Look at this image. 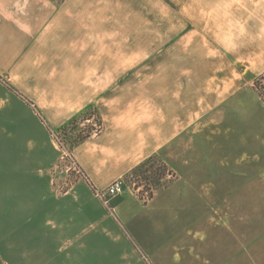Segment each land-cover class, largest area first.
<instances>
[{
    "label": "crops",
    "instance_id": "0c3cea01",
    "mask_svg": "<svg viewBox=\"0 0 264 264\" xmlns=\"http://www.w3.org/2000/svg\"><path fill=\"white\" fill-rule=\"evenodd\" d=\"M110 8L102 0H0V264H178L171 252L180 218L158 202L148 210L132 192L104 199L97 190L166 156L185 132L197 149L195 126L215 109L264 133L257 91L238 80L234 90L228 60L198 54L194 43L162 68L103 73L96 46L118 43L102 33L118 27ZM91 104L103 129L72 148L83 174L60 190L54 132Z\"/></svg>",
    "mask_w": 264,
    "mask_h": 264
},
{
    "label": "rangeland",
    "instance_id": "374dc122",
    "mask_svg": "<svg viewBox=\"0 0 264 264\" xmlns=\"http://www.w3.org/2000/svg\"><path fill=\"white\" fill-rule=\"evenodd\" d=\"M102 3L111 6L112 22L114 17L118 24L117 28L102 29L112 39L117 37L118 43L96 46L103 73L113 68L120 75L149 64L162 68L165 60L179 62L180 50L194 43L198 54L204 48L228 60L234 90L237 80L240 86L255 91L256 82L264 87V71H260L264 64V0ZM123 38L133 39V43H119ZM91 112L87 113L89 121L57 129L64 131L62 143L69 152L71 142L87 124L99 127ZM232 112L227 119L217 109L199 118L197 149H190L191 134L185 132L166 145L162 151L166 156L157 155L134 175L122 179L125 191L117 197L132 192L149 204L148 210L158 202V210L180 218L181 241L175 242L171 252L178 264H264V133L257 137L258 127L249 126L248 120L232 122ZM241 134H246L245 141ZM224 145L229 146L226 151H222ZM55 170L56 184L62 190L71 187L78 174L74 160L70 156L60 159Z\"/></svg>",
    "mask_w": 264,
    "mask_h": 264
},
{
    "label": "trees",
    "instance_id": "16d2710c",
    "mask_svg": "<svg viewBox=\"0 0 264 264\" xmlns=\"http://www.w3.org/2000/svg\"><path fill=\"white\" fill-rule=\"evenodd\" d=\"M57 2H62L64 0H55ZM264 77V76H263ZM255 87L256 90L258 92V94L260 95V97L263 99L264 101V90H262L261 88H264L263 86H260V84H258V82L255 83ZM93 113H92V112ZM91 112V114H94L96 117V120L98 121L97 123L99 124V127L96 128V126L91 123V124H87V128L86 129H82V132H80V134L77 136V138H75L72 142H71V150L72 148L84 141L85 139L91 137L93 134L95 133H99L100 131H102L103 129V121H102V117L98 111V109L94 106V105H89L87 106L84 110H82L79 114H77L76 116H74L68 123H66L63 128L66 130L67 127L73 125L74 127H77L78 124L80 122H82L83 120H88L90 119V117H87V113ZM157 155H153L149 158H147L145 161H143L140 165H138L137 167H135L131 172H129L127 175L130 174H135L137 171H139L143 166H145L148 162L153 161L156 158Z\"/></svg>",
    "mask_w": 264,
    "mask_h": 264
},
{
    "label": "built area",
    "instance_id": "2783aa9c",
    "mask_svg": "<svg viewBox=\"0 0 264 264\" xmlns=\"http://www.w3.org/2000/svg\"><path fill=\"white\" fill-rule=\"evenodd\" d=\"M63 132H64L63 130H56L54 132L55 139L57 140L58 144H60L62 147L61 159H65L68 156L71 157L68 148L62 143L61 133H63ZM70 168H73V166ZM74 169H76V172L78 173L76 175V177L83 174L81 168L76 164L75 161H74ZM58 187L60 190H62L60 188V186H58ZM124 191H125V184L121 178V179H117V180L113 181L106 188H104L102 190H97V195L104 198V199H109V198H112V197H115V196L122 194Z\"/></svg>",
    "mask_w": 264,
    "mask_h": 264
}]
</instances>
